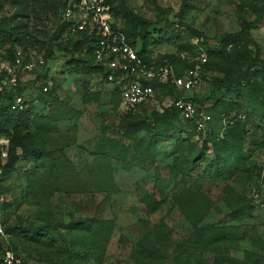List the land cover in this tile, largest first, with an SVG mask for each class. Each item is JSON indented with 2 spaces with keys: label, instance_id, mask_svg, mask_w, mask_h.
<instances>
[{
  "label": "rangeland",
  "instance_id": "rangeland-1",
  "mask_svg": "<svg viewBox=\"0 0 264 264\" xmlns=\"http://www.w3.org/2000/svg\"><path fill=\"white\" fill-rule=\"evenodd\" d=\"M108 1L117 29L138 31L127 12L149 24L147 59L159 63L165 60L164 56H172L187 66L186 69L198 64L205 50L217 47L222 34L234 33L241 22L254 18L250 0ZM259 2L264 7V0ZM16 15L23 17L12 18ZM31 15L29 10L10 7L0 0V18L12 19L8 23L11 27L17 22L28 24L31 43L25 50L42 55L48 48L49 38L57 32L59 19L57 15L55 18L46 16L47 19L41 16L35 23ZM187 28L200 36H193ZM250 37L255 47L247 45L249 56L257 47V57L264 63V9ZM73 40L75 37H69L64 31L52 37L51 57L44 68L20 81V92L32 107L31 113L47 120L45 149L52 152L55 162L60 150L67 163L66 169L60 165L54 172L33 169V164L19 160L5 175L0 190L9 198L2 206L7 249L16 246L23 264H64L56 254L59 248L72 252L73 264H178L176 261L187 248L177 247L192 239L196 227L229 225L237 227V235L228 237L223 248L203 253L201 263L211 264L215 258L222 257L242 261L248 254L255 259L248 264H264V244H252L244 237L253 227L259 240L264 239L262 210H246L247 217L240 222L229 218L230 210L247 207L252 188H256L260 200H264V122L248 110L230 113L237 116L244 134L242 164L231 175L228 172L217 176L201 174L205 163L213 158L209 145L203 150L201 142L206 140L205 135L195 138L193 133L189 137L190 130L179 116L168 118L167 138L155 144L152 151L136 150L134 144L121 137L119 124L124 113L118 109L119 98L112 93V87L100 83L93 74L75 73L73 60H82L85 56L83 46L73 50ZM134 40L133 46L139 51L140 39ZM4 47H0V59ZM242 70L234 55L225 63L209 62L205 71L200 70L198 88L187 96L198 100L203 110L220 95L224 102L239 104L240 98L233 87L215 86L212 79L224 74L234 76ZM252 71H258V67ZM41 78L50 82L48 93H39L36 82L32 83L33 79ZM255 80L256 96L264 104V83L260 76H255ZM218 86L220 90H216ZM172 99L173 95L166 89L156 88L153 101L136 112L139 115L160 113ZM0 106L14 113L1 98ZM101 135L113 141L121 158L107 161L94 155ZM142 135L143 132L137 133V137ZM199 155L204 159L195 164L186 177H178L173 182L165 179L166 166L189 170L191 161ZM158 172L164 177L163 181L155 180ZM26 176L31 183L26 182ZM109 178L110 183L99 186L98 181L106 182ZM85 219L111 220L114 224L107 241L102 240L91 252L81 248L83 241L73 245L75 236L69 232L70 227L76 226L75 222ZM35 241L40 248L31 251L30 245Z\"/></svg>",
  "mask_w": 264,
  "mask_h": 264
},
{
  "label": "trees",
  "instance_id": "trees-1",
  "mask_svg": "<svg viewBox=\"0 0 264 264\" xmlns=\"http://www.w3.org/2000/svg\"><path fill=\"white\" fill-rule=\"evenodd\" d=\"M4 2L10 7H19V10H29L35 23L39 21L41 16L47 19L46 16L48 18L50 16L55 18L57 15V19H59L57 32L56 34H53L51 38L58 37L62 31L65 32V24L60 23V11L65 4V0H4ZM182 9L183 6L179 9V14ZM250 9L254 13L252 21L241 22L238 31L222 34L217 47L205 50V58L206 61L208 60V63L215 60L225 63V61H228L230 55H234L236 60L241 63L243 70L242 72L236 73L234 76L224 74L221 78L212 79V84L214 83L215 86H217V84H227L228 86L233 87L237 96L240 98V103L234 104L233 102H224L222 98L223 95H220L211 106L204 109V112L209 115L211 121L208 124L209 132L204 134L206 140H203L201 145L203 150L207 149V144L209 145L208 148L210 149L213 158L212 160H208L203 166L201 171V174L203 175L208 174L217 176L222 172H228L231 175L242 164V144L244 134L241 131L242 127L237 116L231 115L230 113L239 110H248L251 115L256 116L260 121L264 122V104L258 100V96H256L255 93V89H257L258 86L255 76H260L261 82L264 83V63L260 62L257 57V47L252 56H249V52H247L246 49L249 44L255 47V45L252 44L250 31L261 21L264 7L259 0H250ZM110 11L113 17L112 7ZM126 15L135 22V27L138 28V31L136 33L131 31L127 32L125 30L120 31L124 35L126 42L131 45H134L135 38L140 39L141 48L138 52L139 55L143 57L147 51L146 29L149 27V24H146L128 12ZM16 17L19 18L23 16L16 15L12 18ZM11 20L12 19L7 20L0 18V47L6 46L3 49V55L1 57L6 60H11L13 52L16 49L25 50V47L30 46L28 44L31 43L29 40L31 34L27 30L28 24L17 22L11 27L8 25ZM187 29L193 36H200L197 32L190 30L189 28ZM73 37H75V40H73V50L80 49L83 46V54L85 56L82 60H73L75 73L98 75L99 71L97 67L93 65L92 58L90 57L89 43L91 42V38L82 33ZM51 38L48 40L47 50L41 55L45 62H48L51 57ZM163 59L171 65L174 76L176 77L180 75L181 72L179 71L181 69L187 68V66L180 63L179 59L173 58L172 56H164ZM206 61L201 66L204 71L207 69L208 65ZM254 67H258V71H252ZM38 78L39 77H37V79ZM159 88L166 89L167 93L173 95V98L179 97V92H176L172 86L166 85L160 86ZM216 90H220V87L218 86ZM20 91L21 90H17V92ZM112 93L117 94L115 88H112ZM0 98L7 103L10 99V94H1ZM192 100L200 106L198 100ZM31 112L32 107L29 105L26 110L14 113H9L6 108L0 106V136L8 138L7 161L2 174L4 178L5 175L7 176L11 172L15 163L19 160H24L33 164V169L36 170L46 169L55 172V169L60 165L66 169L67 159L62 155V152L60 150L57 151L59 158L58 161L55 162L52 157V152H49L44 147L43 139L48 133L46 118L34 116ZM171 116L178 117V112L172 107H169L160 113L151 112L149 115H139L137 112L124 113L122 121L119 124V127H121L122 130L121 137H124L134 144L136 150L137 148H140L144 151L150 152L155 144L167 138L166 130L168 129V118H171ZM222 117H228L230 123L227 121L222 124ZM185 124L190 130L189 137L193 136L194 131L192 123L185 122ZM262 131H264V127ZM138 132H143V135L137 137ZM100 137L101 138H99L96 143V150L93 152L94 155L98 159L107 161L110 159L121 158L119 157L117 147L113 145V141L107 139L104 135H101ZM203 159L202 155L193 159L188 168L189 170H185L182 166H166L164 176L167 178L165 179L169 182H173L178 177H186L188 171L193 169L196 166L195 164H198L199 161ZM98 169L101 171V168ZM159 173L160 172H158V176H156L155 180L163 181L164 177H160ZM26 182L31 183L27 176ZM108 183H110V178L106 182L98 181L99 186L102 187ZM254 209L255 207L249 200L246 208L242 209L236 207L230 210L229 218L233 222H240L246 219L248 213L246 210L253 211ZM75 225L77 227L72 226L69 228V232L75 236L73 238L74 240H72V244L78 245L77 243L83 241L85 244H83L81 248L85 249L86 252H91L96 245H101L102 240L105 239V241H107L114 224L111 220L85 219L80 222H75ZM250 229V233L244 234V237L252 241V244L254 242L264 244V239L259 240L254 228L251 227ZM236 235V226L205 225L203 227H196L192 239L184 246L177 247V249L182 247L185 249L187 248V251L182 254L181 259H178L176 263L202 264L200 258L203 253L215 252L216 250L223 248L224 241L228 237H235ZM36 242L37 241L34 242V245H30L33 248L31 251L40 248L37 246ZM16 249V246H13L10 251L17 254ZM56 254L64 264L75 263L74 256L68 249L59 248L57 249ZM250 257L247 254L242 261L227 257L215 258L212 260L211 264H248V262H254L255 260Z\"/></svg>",
  "mask_w": 264,
  "mask_h": 264
},
{
  "label": "built area",
  "instance_id": "built-area-1",
  "mask_svg": "<svg viewBox=\"0 0 264 264\" xmlns=\"http://www.w3.org/2000/svg\"><path fill=\"white\" fill-rule=\"evenodd\" d=\"M110 10L108 0H65L60 11V23L65 24V32L70 37L82 33L91 38L90 57L99 71L96 77L99 82L116 89L119 111L135 113L153 101L156 88L169 85L179 92V97L173 98L167 108L172 107L182 121L192 123L195 138L208 133L211 118L187 96L200 84V70L205 56L200 54L198 64L176 77L166 60L152 62L145 55L140 56L138 50L126 42L122 32L116 28ZM28 51L16 49L11 60L0 59V94H10L7 103L14 112L24 111L29 105L22 93L17 92L22 88L20 81L24 76L40 73L45 66L41 55L30 54ZM36 80L33 79L32 83L36 82L39 93H48L50 82L44 78ZM228 119L222 117V124L227 121L230 123ZM7 150L8 139L0 136V186L4 178L2 174ZM249 199L255 208L264 213V200H260L256 188L250 190ZM8 202V196L0 190V264H23L21 256L6 247L2 206Z\"/></svg>",
  "mask_w": 264,
  "mask_h": 264
},
{
  "label": "crops",
  "instance_id": "crops-1",
  "mask_svg": "<svg viewBox=\"0 0 264 264\" xmlns=\"http://www.w3.org/2000/svg\"><path fill=\"white\" fill-rule=\"evenodd\" d=\"M262 213H263V211H262Z\"/></svg>",
  "mask_w": 264,
  "mask_h": 264
}]
</instances>
